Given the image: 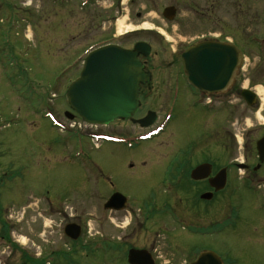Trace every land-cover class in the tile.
<instances>
[{
    "label": "flooded vegetation",
    "instance_id": "obj_1",
    "mask_svg": "<svg viewBox=\"0 0 264 264\" xmlns=\"http://www.w3.org/2000/svg\"><path fill=\"white\" fill-rule=\"evenodd\" d=\"M249 3L252 4L248 0H70L64 6L72 7V37L87 42L82 43L75 63H81L80 73L94 49L107 45L134 49L140 42L148 44L144 49L149 54L138 55L148 74L139 83V107L131 118L105 124L108 129L102 133L103 148L110 154L116 149L130 150L134 154L130 156V174L135 175L139 167H156L162 185L171 182L172 193L181 191L185 203L180 212L168 199L158 207L113 189L106 200L118 192L126 201L123 209L108 210L125 212L121 220L126 218L127 222L115 223L119 233L106 231L100 240L92 241L97 251L108 258H122L131 264L128 256L133 251L139 264H169L161 261L157 238L167 234V249L170 245V251L182 257L183 264H191L207 251L218 255L222 264H264V142L260 143L264 139V121L259 122V117L264 118V96L259 91L264 90V16L258 19L263 29L255 31ZM150 9L158 11L157 17L153 16L158 20L153 23L159 27L139 24L151 15L147 13ZM238 17L243 23L238 22ZM127 22L133 28L125 31ZM98 35L100 38L95 39ZM202 44H230L242 54L235 76L215 92L197 89L186 75L185 52ZM180 110L185 113L183 120L197 129L190 137L178 125L182 114L175 117ZM118 122L122 126L112 129ZM93 165L113 186V177L95 162ZM124 165L122 161V174ZM198 167L201 178H193ZM223 176L224 185L219 181ZM181 180H185L183 185L174 183ZM244 191L254 200L248 214L236 204ZM48 206L49 210L56 209L52 204ZM162 214L171 220L170 230L165 221L155 223ZM9 222L0 216L5 256L8 248L18 250L9 241ZM231 229L235 236L228 240L222 234ZM192 237L208 239L214 247L198 240L201 248L195 252L186 244L194 240ZM11 255L5 257L9 260L6 264H12ZM21 264H41V257H28Z\"/></svg>",
    "mask_w": 264,
    "mask_h": 264
},
{
    "label": "rangeland",
    "instance_id": "obj_2",
    "mask_svg": "<svg viewBox=\"0 0 264 264\" xmlns=\"http://www.w3.org/2000/svg\"><path fill=\"white\" fill-rule=\"evenodd\" d=\"M13 1L18 18L14 29L11 30L0 15V216L10 221L12 242L18 246V250L6 249V256L12 254V264L42 256H46L42 264H128L122 258H108L90 246L106 231H120L115 223H119L125 212L105 209L108 195L115 189L158 207L168 199L181 212L185 208L182 192L172 193L171 182L162 185L156 167H139L135 175L130 174V156L134 155L130 150L116 149L110 154L103 148V142L101 147H96L83 135L87 132L101 135L108 128L85 123L73 114L68 104L67 89L82 67L81 63L75 64L80 56L78 52L87 44L83 39L72 37L71 5L65 8L55 0ZM249 1L254 30L259 32L263 29L258 19L264 16V0ZM1 9L7 11L0 5ZM157 12L150 9L147 13L151 15L139 24L145 28L159 27L153 23L158 20L153 18ZM5 17L8 19L11 15ZM238 22L243 23V20L238 17ZM131 28L133 26L129 25L123 30ZM99 35L95 39L100 38ZM66 112L74 117H66ZM181 114V110L177 111L175 117ZM184 114L178 125H182L185 136L190 137L197 129L183 120ZM263 121L264 118L259 117V122ZM59 124L72 131L61 130ZM121 126L118 122L112 129ZM79 154L81 157L77 158ZM122 161L125 162L123 174ZM94 162L113 177V186L102 179ZM184 182L174 183L183 185ZM245 192L236 198V204L248 214L254 200ZM48 204L56 209L49 210ZM163 217L164 214L159 215L155 223L165 221L170 230L171 220ZM121 221L127 222L126 218ZM72 222L82 227L77 241L64 233L66 224ZM166 235L157 236L162 263L183 264L182 257L170 251V245L167 249ZM222 236L229 240L235 234L231 229ZM192 238L194 240L186 244L195 252L201 248L198 240H203L204 246L214 247L208 239ZM90 242L92 244L86 247ZM2 245L5 246L0 240V260L6 264L9 260L5 258ZM180 251L181 248L179 254Z\"/></svg>",
    "mask_w": 264,
    "mask_h": 264
},
{
    "label": "water",
    "instance_id": "obj_3",
    "mask_svg": "<svg viewBox=\"0 0 264 264\" xmlns=\"http://www.w3.org/2000/svg\"><path fill=\"white\" fill-rule=\"evenodd\" d=\"M146 46L138 43L130 50L110 45L89 53L80 77L67 89L70 107L89 124L104 125L114 119L131 118L139 107V83L148 77L138 58L140 53L148 55ZM183 59L190 83L210 92L225 88L241 62L239 49L230 44L197 45L189 49ZM66 115L71 119L74 117L73 114ZM199 171L198 167L192 177L201 178ZM219 181L224 185L225 177ZM125 199L122 194L115 193L105 208L123 209ZM65 230L72 239H77L81 233L76 224L67 225ZM136 258L137 254L132 251L129 259L133 264H139ZM191 264L222 262L218 255L207 251Z\"/></svg>",
    "mask_w": 264,
    "mask_h": 264
},
{
    "label": "bare ground",
    "instance_id": "obj_4",
    "mask_svg": "<svg viewBox=\"0 0 264 264\" xmlns=\"http://www.w3.org/2000/svg\"><path fill=\"white\" fill-rule=\"evenodd\" d=\"M260 91V93H262L263 94V96H264V90H259Z\"/></svg>",
    "mask_w": 264,
    "mask_h": 264
},
{
    "label": "trees",
    "instance_id": "obj_5",
    "mask_svg": "<svg viewBox=\"0 0 264 264\" xmlns=\"http://www.w3.org/2000/svg\"><path fill=\"white\" fill-rule=\"evenodd\" d=\"M6 236V235H5Z\"/></svg>",
    "mask_w": 264,
    "mask_h": 264
}]
</instances>
